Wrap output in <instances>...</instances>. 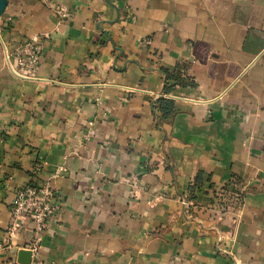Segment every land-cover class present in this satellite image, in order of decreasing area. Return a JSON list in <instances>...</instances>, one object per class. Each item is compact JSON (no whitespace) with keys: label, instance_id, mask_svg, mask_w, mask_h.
Segmentation results:
<instances>
[{"label":"crops","instance_id":"obj_1","mask_svg":"<svg viewBox=\"0 0 264 264\" xmlns=\"http://www.w3.org/2000/svg\"><path fill=\"white\" fill-rule=\"evenodd\" d=\"M7 2L0 264H264V0ZM32 37L25 78L13 54ZM48 180L57 217L11 238L16 192Z\"/></svg>","mask_w":264,"mask_h":264},{"label":"built area","instance_id":"obj_2","mask_svg":"<svg viewBox=\"0 0 264 264\" xmlns=\"http://www.w3.org/2000/svg\"><path fill=\"white\" fill-rule=\"evenodd\" d=\"M56 12L61 19L69 17V10L66 7H57ZM17 66V73L21 77H34L38 71L42 57V39L32 37L26 41L13 54ZM91 134H94L91 131ZM38 165L36 170H39ZM59 172H56L58 175ZM240 197L239 193L233 195ZM61 208V200L58 192L52 186L51 181L41 183H30L24 185L16 192L11 213L13 222L8 229L11 238L21 227H31L38 235L45 232L51 222L57 217ZM40 239L37 238L30 244L29 249L36 254L39 251ZM11 244V243H10ZM9 243L0 242V250H5L10 246Z\"/></svg>","mask_w":264,"mask_h":264},{"label":"trees","instance_id":"obj_3","mask_svg":"<svg viewBox=\"0 0 264 264\" xmlns=\"http://www.w3.org/2000/svg\"><path fill=\"white\" fill-rule=\"evenodd\" d=\"M182 72H183L182 69L179 68L178 72L175 74H170L168 72H166V74H167V77L169 79H173V80L177 81V83H186ZM170 90H172V88L168 87L167 91H170ZM160 105H161L160 108H161V111L163 112L164 118L169 117V115L171 113H173L174 101H172L170 99L163 98L160 100ZM203 185H204V174L201 172L197 175L194 182L189 187V192H190L192 198H194L196 196V193L201 191ZM229 191H230L229 185L225 186V188L221 192L222 197L229 198L228 197Z\"/></svg>","mask_w":264,"mask_h":264},{"label":"water","instance_id":"obj_4","mask_svg":"<svg viewBox=\"0 0 264 264\" xmlns=\"http://www.w3.org/2000/svg\"><path fill=\"white\" fill-rule=\"evenodd\" d=\"M7 0H0V18L2 17L6 7H7ZM31 252H22L20 254V261L23 264H30L31 262ZM28 258V259H27Z\"/></svg>","mask_w":264,"mask_h":264}]
</instances>
